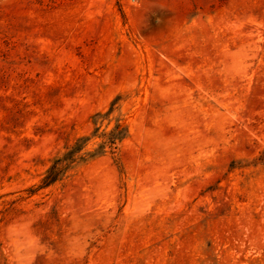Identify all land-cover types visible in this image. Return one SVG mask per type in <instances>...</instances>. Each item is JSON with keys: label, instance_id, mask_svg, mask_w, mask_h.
Here are the masks:
<instances>
[{"label": "rangeland", "instance_id": "obj_1", "mask_svg": "<svg viewBox=\"0 0 264 264\" xmlns=\"http://www.w3.org/2000/svg\"><path fill=\"white\" fill-rule=\"evenodd\" d=\"M0 264H264V0H0Z\"/></svg>", "mask_w": 264, "mask_h": 264}]
</instances>
